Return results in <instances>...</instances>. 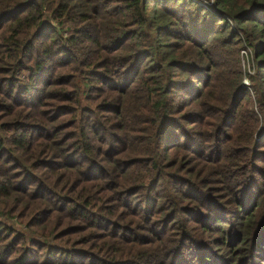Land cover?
<instances>
[{"label":"trees","instance_id":"1","mask_svg":"<svg viewBox=\"0 0 264 264\" xmlns=\"http://www.w3.org/2000/svg\"><path fill=\"white\" fill-rule=\"evenodd\" d=\"M0 264H264V0H0Z\"/></svg>","mask_w":264,"mask_h":264},{"label":"built area","instance_id":"2","mask_svg":"<svg viewBox=\"0 0 264 264\" xmlns=\"http://www.w3.org/2000/svg\"><path fill=\"white\" fill-rule=\"evenodd\" d=\"M196 3H198L200 6H202L205 9H209L212 4L213 0H194ZM240 62L242 70L244 71V78H243V86L249 88L251 77L254 74V64H253V57L250 50L244 48L240 51Z\"/></svg>","mask_w":264,"mask_h":264}]
</instances>
